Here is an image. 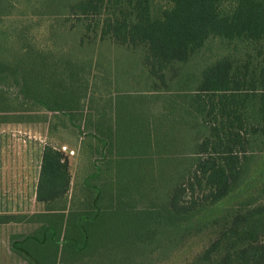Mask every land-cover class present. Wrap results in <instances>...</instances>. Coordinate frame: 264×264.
Returning a JSON list of instances; mask_svg holds the SVG:
<instances>
[{
	"label": "trees",
	"instance_id": "obj_1",
	"mask_svg": "<svg viewBox=\"0 0 264 264\" xmlns=\"http://www.w3.org/2000/svg\"><path fill=\"white\" fill-rule=\"evenodd\" d=\"M36 1L60 28L70 22L62 30L77 38L80 54L109 44L134 65L47 53L63 57L61 65L37 67L47 90L35 83V65H0V85L17 90L13 97L0 91V122H39L43 108L72 129L91 126L103 156L91 178L106 183L92 191L98 209L82 215L73 233L43 223L13 235L12 252L31 264H125L112 248L122 246L139 264L145 244L142 264H154L207 234L210 243L188 264H264V0ZM214 41L223 50L207 61L203 52ZM98 79L113 91L92 94ZM86 102L94 103L89 113ZM33 156L34 202L66 198V152L45 143ZM30 217L0 213V225Z\"/></svg>",
	"mask_w": 264,
	"mask_h": 264
},
{
	"label": "rangeland",
	"instance_id": "obj_2",
	"mask_svg": "<svg viewBox=\"0 0 264 264\" xmlns=\"http://www.w3.org/2000/svg\"><path fill=\"white\" fill-rule=\"evenodd\" d=\"M157 1L163 4L166 2V0ZM3 2L7 10L0 11V13L3 12L0 14V65H15V62L19 65H35L33 67L35 79L38 74L37 67L41 69V65H61L63 57L58 60L55 58L56 61H54L53 57L49 58L47 55L51 52L55 55L61 54L62 51L71 52L74 60L79 62L80 59H86L90 61V65H134L125 60L127 56L130 57L125 50L109 44L93 49L90 54H85V51L80 54L74 49L78 42L77 38L62 30H67L70 22L65 28H60V18L54 16L51 10L41 8L36 0H5ZM62 32L65 39L60 36ZM221 46L219 41L210 43L209 48L203 52V57H206L207 61L213 59L223 50ZM32 50L37 52L32 54ZM187 65H207V63L191 62ZM41 80L42 78L35 83L47 90L45 81L41 83ZM104 83L105 81L101 79L95 81L92 84L91 93L101 94L106 92V89L113 91V87L109 88ZM0 91H5L4 94L11 97L17 93L15 88H4L1 85ZM83 105L89 113L94 103L86 102ZM36 115L41 117L39 122L19 123L12 122L10 119H8L10 122H0V213L31 216L29 220L0 225V264H31L12 252L11 237L13 235L29 234L43 223H53L62 228L64 232L68 229L73 233L74 226L82 215L93 210L92 206L98 209L95 205V194L92 191L96 187L106 185L103 181L98 182L96 177L94 180L91 178L97 170L96 166L98 167L103 160V156L95 153L98 144L91 135L94 133L93 128L90 126L88 129L81 122L80 130L72 129L66 126V119L62 115L47 112L43 108H40ZM91 121L94 123L93 119ZM134 127L132 126L130 130L132 139H135ZM45 143L53 144L60 149L67 148L66 154L70 158L73 180L66 198L41 205L34 202L32 195L37 172V162L33 154L37 144L44 145ZM67 143L74 144L79 150H73L71 154L69 146H61ZM258 157H260L258 167L263 169L264 153L259 154ZM125 167L128 168V165L126 164ZM259 174V171L254 172L255 177H259ZM231 204L230 201L222 203L216 208V214ZM57 219H63L64 224L59 225ZM116 232L118 234L119 231ZM210 241L211 237L207 234L196 237L187 241L178 251L167 253L163 257L158 255V260L156 259L154 264H188L208 246ZM144 246L147 245L139 246V264L148 260L149 257L148 248ZM112 248L115 250L116 258H120L125 264H135L131 250L122 246ZM105 253L112 255L111 250H106Z\"/></svg>",
	"mask_w": 264,
	"mask_h": 264
},
{
	"label": "crops",
	"instance_id": "obj_3",
	"mask_svg": "<svg viewBox=\"0 0 264 264\" xmlns=\"http://www.w3.org/2000/svg\"><path fill=\"white\" fill-rule=\"evenodd\" d=\"M63 145H67V146H69V150L70 151H73V150H75V151H78L79 150V148H77V146H74V144H62L61 146H63ZM95 153H96V148H95ZM73 174H72V171H71V176H72ZM72 180H73V176H72V179H71V184H72Z\"/></svg>",
	"mask_w": 264,
	"mask_h": 264
},
{
	"label": "built area",
	"instance_id": "obj_4",
	"mask_svg": "<svg viewBox=\"0 0 264 264\" xmlns=\"http://www.w3.org/2000/svg\"><path fill=\"white\" fill-rule=\"evenodd\" d=\"M62 150L66 152L67 151V148L66 147H63ZM70 153L73 154V151H70Z\"/></svg>",
	"mask_w": 264,
	"mask_h": 264
}]
</instances>
